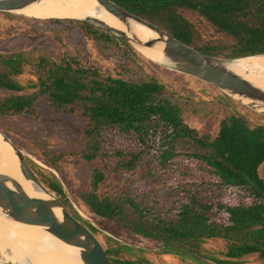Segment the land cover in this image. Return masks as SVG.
<instances>
[{
    "label": "trees",
    "instance_id": "1",
    "mask_svg": "<svg viewBox=\"0 0 264 264\" xmlns=\"http://www.w3.org/2000/svg\"><path fill=\"white\" fill-rule=\"evenodd\" d=\"M111 1L206 56L233 60L264 55V0ZM184 11L196 13L222 39L200 43ZM31 20L52 27L73 24L91 40L123 43L84 22ZM72 64L75 62L65 55L57 62L28 52L0 53V91L6 92L0 97V123L20 115L37 118L36 105L41 100L55 112L64 110L80 116L85 130L78 148L70 153L48 154L51 165L65 156L86 161L105 159V131L130 139L137 143V152L112 153L119 158L120 169L130 172L146 156L155 162L158 154L161 160L153 166L155 172L173 180V199L166 204L151 193L136 194L129 188L120 192L109 189L100 195L97 189L104 174L93 171L88 187L75 193L90 217L116 224L168 249L193 248L191 252H196L199 239H221L227 242L229 260L220 264H235L233 260L250 254H257L264 264V198L242 176L264 192V181L258 174L264 164V125L230 113L221 118L213 138L199 135L184 124L182 109L165 94L158 80L147 77L134 83L121 77H103L96 70L73 68ZM29 66L35 70L37 82L33 92L20 94L23 88L15 78ZM0 131L7 135L1 125ZM155 137H159L157 142L152 141ZM172 147L179 152H173ZM141 167L148 168L149 164L142 163ZM140 181L146 178L141 175ZM41 182L57 197H63L54 180ZM228 196L235 199L225 202ZM59 200L71 211L68 201ZM72 216L79 220L76 213ZM83 224L95 234L94 228ZM111 253L119 264H138L119 260L117 251Z\"/></svg>",
    "mask_w": 264,
    "mask_h": 264
},
{
    "label": "rangeland",
    "instance_id": "2",
    "mask_svg": "<svg viewBox=\"0 0 264 264\" xmlns=\"http://www.w3.org/2000/svg\"><path fill=\"white\" fill-rule=\"evenodd\" d=\"M4 14L8 13H0V53L2 54L28 52L33 57L44 56L57 62L65 55L75 62L72 64L73 68L96 70L103 77H121L134 83L152 77L164 86L165 94L182 109L184 124L199 135H208L210 138L218 132L221 118L230 113L244 115L250 122L264 125V116L260 113L209 85L182 75L167 66L152 63L139 53L136 46L111 33L124 44L118 42L117 45H113L104 40H91L73 24L52 27L31 20L33 18ZM183 15L193 25L200 43L222 39V36L196 13L184 11ZM84 23L105 31L92 23ZM63 26L66 29H62ZM34 73L33 67L29 66L23 75L15 78L23 88L20 94L34 91L32 86L37 82ZM5 94L6 92L0 91V97ZM36 109L37 118L20 115L1 121L0 125L7 133L5 136L13 144L16 143L33 164L30 167L40 182L43 180L47 184L51 178L59 184L63 197L53 194L58 199L68 201L72 212L68 207L66 209L71 215L73 212L76 213L79 222L95 229L93 234L108 250L116 264L119 263L111 251L118 252L119 260L138 264H220V261L229 260L226 257L227 242L221 239H199L196 252H191L193 248L190 247L188 251L168 249L156 241L134 235L116 224L90 217L87 209L75 198V193L88 187L93 171L104 174V180L97 189L100 195L109 189L120 192L129 188L136 194L151 193L166 204L173 199V180L167 178L169 176L163 177L159 172H155L153 163L161 160L158 154L155 155V162L146 156L138 161L137 167L130 172L120 169L119 158L112 153L119 151L135 153L138 146L130 139L109 131L104 132L108 143V155L105 159L86 161L77 156H65L51 165L48 154L70 153L78 148L84 137L85 123L77 114H69L64 110L55 112L44 100L37 103ZM158 139L159 137H155L152 141L157 142ZM172 151L179 152L173 147ZM142 163H148L149 167L142 169ZM258 174L264 181V164L258 169ZM141 175L146 181H140ZM43 186L45 187L44 184ZM234 199V196H228L225 202L231 203ZM6 253L8 254L9 250ZM71 262L79 264L74 259H71ZM232 262L263 264L257 254L242 256ZM0 264L14 263L4 260L0 254Z\"/></svg>",
    "mask_w": 264,
    "mask_h": 264
},
{
    "label": "water",
    "instance_id": "3",
    "mask_svg": "<svg viewBox=\"0 0 264 264\" xmlns=\"http://www.w3.org/2000/svg\"><path fill=\"white\" fill-rule=\"evenodd\" d=\"M40 1L42 0H0V13L19 15L17 12ZM94 1L109 18L125 29V33L92 24L136 46L138 51L139 48H152L162 44V54L167 59V64H156L167 66L182 75L209 85L264 116V89L230 72L224 66L239 59L224 60L206 56L149 22L130 14L111 0ZM136 26L147 31L152 37L141 40L133 30ZM0 137L12 152L21 177L30 183L34 193L29 196L16 180L0 173V217L23 226L39 228L57 241L76 248L81 264H116L97 237L75 219L65 205L43 186L29 166L26 155L2 132ZM242 176L264 198V192L259 191L258 186L246 175Z\"/></svg>",
    "mask_w": 264,
    "mask_h": 264
},
{
    "label": "bare ground",
    "instance_id": "4",
    "mask_svg": "<svg viewBox=\"0 0 264 264\" xmlns=\"http://www.w3.org/2000/svg\"><path fill=\"white\" fill-rule=\"evenodd\" d=\"M99 16H97L98 14ZM17 14L38 19L87 20L105 28L125 33V29L116 24L94 0H42L39 3L17 12ZM101 22V23H99ZM141 40L152 37L140 27H133ZM129 36V35H128ZM163 45L152 48H139L141 55L152 63L167 64L162 54ZM232 73L240 75L255 86L264 89V56H250L224 64ZM0 173L16 180L26 194L32 196L30 183L21 177L15 158L9 147L0 137ZM10 222L0 217V254L4 260L14 264H73L71 259L81 264L78 250L67 246L39 228ZM9 250L7 254L6 251Z\"/></svg>",
    "mask_w": 264,
    "mask_h": 264
}]
</instances>
